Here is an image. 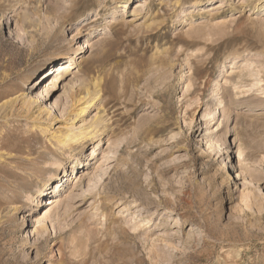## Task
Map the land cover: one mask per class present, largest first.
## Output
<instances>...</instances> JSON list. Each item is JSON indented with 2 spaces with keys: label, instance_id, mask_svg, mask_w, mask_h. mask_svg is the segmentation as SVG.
Instances as JSON below:
<instances>
[{
  "label": "rangeland",
  "instance_id": "1",
  "mask_svg": "<svg viewBox=\"0 0 264 264\" xmlns=\"http://www.w3.org/2000/svg\"><path fill=\"white\" fill-rule=\"evenodd\" d=\"M194 1L0 0L1 102L38 97L58 115L48 132L0 118V264H264V5ZM92 78L106 94L76 126L104 125L94 154L91 139L72 152L75 178L70 154L66 173L52 165V135Z\"/></svg>",
  "mask_w": 264,
  "mask_h": 264
},
{
  "label": "bare ground",
  "instance_id": "2",
  "mask_svg": "<svg viewBox=\"0 0 264 264\" xmlns=\"http://www.w3.org/2000/svg\"><path fill=\"white\" fill-rule=\"evenodd\" d=\"M258 1V5H264V0H257ZM199 0H195L194 1V5H202L201 2L199 3ZM198 3V4H197ZM58 4V3H57ZM74 3H71V6L68 8L66 7V11L70 12L69 9L73 7ZM62 5V4H61ZM56 6L50 4L48 6V10L47 12L51 13L52 11L56 10L55 9ZM86 9V8H85ZM264 10V9H263ZM27 14V15H26ZM25 17L29 18V14L31 13H26ZM28 16V17H27ZM95 37V36H94ZM97 37V36H96ZM92 40V39H91ZM91 40L88 39V41H84L80 50L79 51H75L74 53H72L71 55L67 56H63V58H67V62L65 63H61L58 66V73L56 75V78L53 80H51V82L49 84H56V82L62 78L65 77L68 73L71 72V68L74 64L77 63L76 61V57L79 54L82 53H86V51H84V49H89L92 46ZM53 73V72H52ZM96 77V76H95ZM94 79V81H93ZM109 83V82H108ZM48 84V85H49ZM72 90L70 89V93L67 95V101H66V110L67 112H71L73 114V118H72V122L67 126V131H65L63 134L61 135H52L55 140L58 142V149H61L62 152H60L57 155H59V159L55 160L54 162H52V165L55 167L56 171H64L65 173L66 171V164L64 163V160L61 158L62 154H67L70 156L72 155V152L79 148L82 150L85 146V142L87 139H91L94 141V148H93V154L95 153L97 146L99 145V142L101 141V135L100 132L102 131V126L104 125V119L102 120L100 118V116L93 118V120H91L88 123H84L83 125L77 127L76 126V120L78 117H80L81 121L85 122V117H83L85 115V113L90 109V107L94 106L97 102V100L99 98H103L106 94V83H105V79L103 81V79H99V78H92V80H90L87 83H83V85H81V87H79V89H74V87H71ZM163 89H158V94L160 95L162 93ZM38 96L43 97L44 96V92L41 93V89L37 90ZM43 101H40V99H38V97L32 98L30 97L28 100H25V98H21L20 96H16L15 98H11L9 100H5L3 102H1L0 100V118H32L34 121L38 122L41 121L44 124L41 125V129L44 131H47L48 127H50L51 125L54 124L55 120L57 119L58 115H56L53 112L52 107L47 108L46 106H42ZM257 110L263 109L264 108V101L259 102V104H257ZM65 111V110H64ZM228 118H230V116H228ZM236 130V129H235ZM43 131V132H44ZM48 132V131H47ZM231 135V128L228 129L225 132V138L227 137V135ZM80 143V144H78ZM56 153V151H54ZM73 159H77L75 160V162H73V176H75V178L78 177L79 171H77L76 175H74V173L76 172L77 168H78V164L82 163V161H79L78 156L77 158L74 156H71ZM84 167V166H83ZM55 176V173H51L50 177L48 179L47 182L44 183L43 188L42 189H38V191L36 192V195H38V198L40 196V194L45 193V191L48 189L47 185L50 184L51 179ZM65 176H68V174H65ZM67 180H65L66 182L68 181V178H66ZM57 186L55 188V194L53 197H50L49 199H47V205H58L62 202L60 195L59 194L62 190V188H66L67 184H65L62 180V178L57 182ZM90 205L93 206L94 203L89 200ZM40 200L36 201L35 206L39 205ZM96 205V204H95ZM94 205V206H95ZM34 206V207H35ZM50 208V211L57 208L55 206H53ZM15 210V209H14ZM53 212V211H51ZM48 213L46 218H51L54 220L53 218V214L52 213ZM56 218V217H55ZM58 218V217H57ZM38 219V222L42 223V221H44V219ZM56 220V219H55ZM177 224H175L174 226H176ZM48 227L47 225L44 223L41 226L40 230H47ZM39 231V230H37ZM45 240H48L47 238Z\"/></svg>",
  "mask_w": 264,
  "mask_h": 264
}]
</instances>
